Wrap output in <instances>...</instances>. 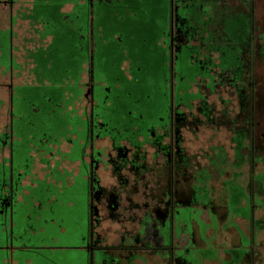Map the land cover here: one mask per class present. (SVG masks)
Masks as SVG:
<instances>
[{
    "label": "flooded vegetation",
    "instance_id": "flooded-vegetation-1",
    "mask_svg": "<svg viewBox=\"0 0 264 264\" xmlns=\"http://www.w3.org/2000/svg\"><path fill=\"white\" fill-rule=\"evenodd\" d=\"M18 1L0 0V264H264V0H170L165 30L139 0H30L44 50L78 34L66 88L33 72L39 47L17 56ZM146 29L166 91L134 100Z\"/></svg>",
    "mask_w": 264,
    "mask_h": 264
},
{
    "label": "rangeland",
    "instance_id": "rangeland-1",
    "mask_svg": "<svg viewBox=\"0 0 264 264\" xmlns=\"http://www.w3.org/2000/svg\"><path fill=\"white\" fill-rule=\"evenodd\" d=\"M65 1H69V0H65ZM139 1H140L139 2L140 6H137L135 4H130L128 6V10L133 11V12L134 11L135 12H142V14L149 17V20L158 21L161 25V28L163 30H165L166 24L164 22H165V17L167 16V14L170 10V0H139ZM124 2H125V0H124ZM84 9H85L84 6H80V8H79L77 5L76 10L74 12H77L78 10L84 11ZM72 15H73V12L70 13V17H72ZM162 29H161V31H162ZM58 30L60 31V33L57 32L56 35L59 37L58 39H60V42L58 41L59 44H57V46L56 45L55 46L49 45V47H46L45 50H44V48H42V49L40 48V49L35 50L34 52H31V55H32V57L35 58V61L39 62L36 65V67H34L33 72L36 74L40 73V76H42L41 77L42 80L45 79L44 75L47 76V79L49 77L51 79H58L59 82L61 81V82L65 83V88H66L68 86V83H69L66 81H68V80L70 81V79L75 77V76L77 78H79V73L82 72V68L79 66L83 62L78 61L82 56L81 50L79 47V43L77 42L78 41V34L76 33V35H74L75 33L71 32L70 34L68 33L65 36L63 29L60 28ZM86 30L87 29H85V31ZM46 34H48V33H46ZM162 35H163L162 32H158V31L151 32V30H149V29H146V31L143 30V32L140 31L139 34L136 35L137 36V42L144 40V42L146 44H149V46H151V47L144 48L142 46V44H137V46H136L137 48H134L135 51L130 49L128 53H129L130 57H131V55L133 56V58H132L133 61H137L138 64L144 63L143 65L147 66V65H149V62L150 63L155 62V59L157 61L158 57H159L161 59V62H163V58H162L163 54L161 56L158 54L161 51V49L159 50L158 48H155L154 45L152 44L154 39L157 38L159 40L162 37ZM74 45H75V47H74ZM166 56H168V53L166 54ZM111 59H113V58H111ZM76 62H78V66H77ZM115 62H117V61H115ZM141 62H143V63H141ZM165 62H166V60H165ZM136 66L137 65H135V67ZM153 66H154V64L149 65V69L147 70L148 71L147 73H149V75L144 76V78L149 80L150 86L147 89H145L143 87H141V88L139 87L134 100L144 99L145 94H147L146 91H150L152 93H155V91H158V92H163L162 90L166 91L165 90V88H166L165 77L167 75H165V76L163 75L161 78L157 79L156 72H155V69L153 68ZM101 67H102V64H100V66L98 65V69H99L98 71L99 72L102 71ZM200 69H201L200 65H195V67H194L195 72L201 71ZM166 72H167V70H166ZM109 82L111 83V80H109ZM138 84L139 83H137V85ZM122 85L123 86H122L120 91L122 93V97L124 98V101H121V103H119V105H120L119 108H120L121 112L129 118L131 116L127 115L128 114L127 112L130 110H136V106L133 103L134 100L130 99L128 97V91L133 90V89H132V85L127 84V82H125ZM160 86H162V87L160 88ZM159 89H161V90H159ZM67 102H68V100L66 101V103ZM40 106L44 109V105H40ZM30 107L32 108V105H30ZM131 118H134V116H132Z\"/></svg>",
    "mask_w": 264,
    "mask_h": 264
},
{
    "label": "crops",
    "instance_id": "crops-1",
    "mask_svg": "<svg viewBox=\"0 0 264 264\" xmlns=\"http://www.w3.org/2000/svg\"><path fill=\"white\" fill-rule=\"evenodd\" d=\"M29 2L30 0H19L17 2V8L23 11L16 12V48L17 56L20 57L21 62L23 61L22 57L25 46L29 48L43 47L42 35L40 33L42 29L38 23V19L32 18L31 12H25ZM63 10L68 11V6L64 7Z\"/></svg>",
    "mask_w": 264,
    "mask_h": 264
},
{
    "label": "trees",
    "instance_id": "trees-1",
    "mask_svg": "<svg viewBox=\"0 0 264 264\" xmlns=\"http://www.w3.org/2000/svg\"><path fill=\"white\" fill-rule=\"evenodd\" d=\"M41 13V12H40ZM40 17V16H39ZM231 26V25H230ZM233 29H230L229 32H231ZM232 33V32H231ZM233 55V54H232ZM232 58V57H231Z\"/></svg>",
    "mask_w": 264,
    "mask_h": 264
},
{
    "label": "water",
    "instance_id": "water-1",
    "mask_svg": "<svg viewBox=\"0 0 264 264\" xmlns=\"http://www.w3.org/2000/svg\"><path fill=\"white\" fill-rule=\"evenodd\" d=\"M40 15H41V13L38 14V16H40ZM30 56L32 57L31 53H30ZM35 63H36V62H35Z\"/></svg>",
    "mask_w": 264,
    "mask_h": 264
}]
</instances>
